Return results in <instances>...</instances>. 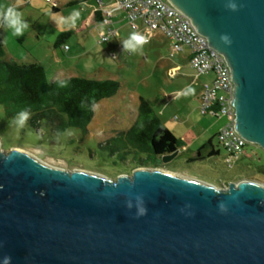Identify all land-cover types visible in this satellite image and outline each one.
<instances>
[{"label": "water", "instance_id": "1", "mask_svg": "<svg viewBox=\"0 0 264 264\" xmlns=\"http://www.w3.org/2000/svg\"><path fill=\"white\" fill-rule=\"evenodd\" d=\"M231 74L235 131L264 153V0H165ZM228 35L230 45L220 40ZM177 152L161 157L169 162ZM130 205V206H129ZM223 206V208H221ZM146 214L138 216L139 209ZM264 264V185L139 167L116 180L0 151V264Z\"/></svg>", "mask_w": 264, "mask_h": 264}, {"label": "rangeland", "instance_id": "2", "mask_svg": "<svg viewBox=\"0 0 264 264\" xmlns=\"http://www.w3.org/2000/svg\"><path fill=\"white\" fill-rule=\"evenodd\" d=\"M49 1L58 4L57 12L52 13L51 6L42 0H39L34 11L29 10V7L24 9L25 12L21 14L29 27L22 36H15L10 29L3 27L0 33L4 40L3 61L12 60L26 65L39 63L45 68L46 80L50 82L54 77V67L57 65H54V60L47 58L36 60V57L42 59L45 55H49L54 39V32L51 31L69 29L67 25L58 27L57 21L70 17L74 12L73 9L79 6L63 8L60 2L63 0ZM86 34L77 35L73 29V34L67 41L68 47L72 46L73 49L72 53L65 54V59L63 58L71 70L67 75L117 81L120 86L118 92L113 97L96 104L93 108V119L85 131L69 126L64 131L56 133L46 124L44 118L36 120L31 115L22 129L17 128L0 105V151L3 153L11 150L25 151L52 167L65 171L81 170L96 173L107 179L116 180L120 175H131L133 170L139 168L136 163L139 159L154 158L146 152L135 155L132 150L125 148L121 141L117 142L113 138L125 133L131 127L137 114L138 97L150 100L156 97L160 100L169 99L175 81L166 76L162 65L174 64L181 59L178 54L170 57L165 39L158 37L152 44H145L142 52L132 56L123 55L120 60L119 58L116 60L109 56L112 53L108 52L110 43H97L98 36L95 33L90 35L89 41L86 42ZM113 53L117 55V51ZM26 56L31 60H24ZM188 70L192 72L191 69ZM58 77L63 79L65 75ZM199 91H195V94ZM192 97L193 95L184 97V103L180 104L187 108V111L194 109L199 113V103L190 99ZM170 108H174L173 105ZM205 116L210 120L211 125L217 120L215 117ZM176 117L177 122L181 121L180 116L176 114ZM217 125L219 129L222 125L221 121ZM254 147L255 145L251 144L244 147V153L248 158L251 157L250 154L254 157L243 162L237 161L232 167H227L224 162L226 153L221 147L220 156L216 158L186 163L177 154L169 162L163 163L161 159L157 161L162 165L169 163L174 168L172 170L168 166L159 167L163 170L172 171L180 176L191 174L195 179L207 181L217 187H227L230 183L238 184L244 180L264 185V176L259 174L256 168L264 166V153L258 148V153L254 154Z\"/></svg>", "mask_w": 264, "mask_h": 264}, {"label": "trees", "instance_id": "3", "mask_svg": "<svg viewBox=\"0 0 264 264\" xmlns=\"http://www.w3.org/2000/svg\"><path fill=\"white\" fill-rule=\"evenodd\" d=\"M51 12H57V9L52 8ZM69 35V32L59 34L54 46L58 47ZM1 38L0 35V105L7 117L13 118L21 110H27L36 120L44 118L56 133L69 126L85 131L93 119V102L96 105L101 100L113 97L119 90L118 82L113 80L68 77L49 82L39 63L26 65L12 60L3 61ZM84 104L87 107H83ZM136 110L131 127L113 139L121 141L135 155L146 152L154 157L150 160L139 159L136 162L138 167L172 168L169 163L158 164L157 159L175 152L179 154L180 141L160 125L149 100L139 97ZM204 147H211V144L207 143ZM256 168L264 176V166Z\"/></svg>", "mask_w": 264, "mask_h": 264}, {"label": "crops", "instance_id": "4", "mask_svg": "<svg viewBox=\"0 0 264 264\" xmlns=\"http://www.w3.org/2000/svg\"><path fill=\"white\" fill-rule=\"evenodd\" d=\"M42 1L46 4H49L51 6V9L56 8L57 11L59 10L58 4L56 2H52L49 0ZM60 2L63 8L78 5L79 7L74 8L73 10L79 12V18L75 24V27L73 28L66 30L59 29L58 31H51V33L54 32V39L52 40L53 45L51 46L52 50L50 51L49 55H45L44 57H42V59L40 57H36L37 59L34 57V60H43L44 58H47L48 60H54V65L57 66L54 67V77L52 80L59 79L58 76L63 75H65V79L68 77H76L75 75H67L71 72L69 68L70 66L67 64V61L63 60L64 55L69 54L70 52L72 53L73 50L72 46L68 47L67 45V41L73 34V29L75 30L77 35L78 33H87L85 37L86 42L89 41L90 35H93V33L97 34V43H100L99 34L103 33L104 35H106L109 30L112 32V35H110V40L108 41V43H110L108 44V52H112L109 56L111 58H115L116 60H118L119 58L120 60L122 58L121 56L123 55L124 57L127 55H133L131 53H126L122 51L121 42L127 39L133 31L129 27L127 20L124 17V12L115 9L113 4L114 0H63ZM38 3L39 0H0V8H7L11 6L15 7L20 13H24V9H26L27 7H29V10L34 11ZM109 10L111 11L109 21L104 23V20L106 19L105 11ZM1 29L2 27H0V30ZM62 32H69L70 35L65 40H63L64 42L62 44H60L58 47H55V40ZM1 37L3 38L2 35ZM158 37L164 38L166 41L165 45H169L167 38L160 33H155L148 44H152V42ZM22 38L23 37H21V39ZM113 51H117V55L116 53H113ZM178 56L181 60L177 61L176 63L166 66L165 64L162 65V68L164 69L163 72H165L166 76L169 79L175 81V84H173L174 88L172 89L173 93L168 96L169 99L164 100L163 98H161L160 100V98L156 97V99L154 100H146H149L152 103V111L159 119L160 125L169 130L175 136V138L180 141L181 147L179 149V155L181 156V158L184 159L186 163H191L189 161L193 162L205 158L210 159L219 157L220 147L218 146L217 140L215 139L216 133L218 131L217 124L220 120H215V123H212L211 125L209 124L210 120L206 118L207 116L201 114L200 112L199 114L197 110L194 109H192V111H187V108L183 107L182 104H180L184 103L183 98L187 97L181 95V93L186 89L187 86L191 85L195 88L196 92H198V90L201 91L202 85L209 84L211 82L212 75H196V73H194V70L189 64V60H187V58L189 57L187 49H184L181 53H178ZM24 60L31 59L29 57L27 58L26 56V59ZM42 68L45 73V68ZM188 69H191L192 72L190 73ZM200 91L199 93L193 95V97L190 99L198 103L197 98L199 97ZM171 105H173L174 108H170ZM176 114L180 116L181 121L177 122L178 119L176 117ZM193 116H195L194 120ZM208 116L213 117L210 115ZM207 143H210L211 147L205 148L204 146ZM253 151L254 154L258 153V147L255 146L253 148ZM250 155L251 157H254L253 154ZM251 157L248 158L247 154L243 153L242 157L238 161L243 162L245 161V159H250ZM170 169L174 170L173 167ZM189 176L195 178L191 174H189Z\"/></svg>", "mask_w": 264, "mask_h": 264}, {"label": "built area", "instance_id": "5", "mask_svg": "<svg viewBox=\"0 0 264 264\" xmlns=\"http://www.w3.org/2000/svg\"><path fill=\"white\" fill-rule=\"evenodd\" d=\"M114 7L125 14L133 32H139L151 41L155 33L167 38L170 57L188 50L189 64L196 75H212L209 84L202 85L199 97L200 113L219 119L222 123L216 133L217 144L226 153L224 162L232 167L243 155L247 142L235 131L233 111V89L229 67L224 58L212 47H208L204 37L196 33L187 20L174 6L165 0H114ZM111 11H105V22ZM112 32L99 34V42L110 40ZM147 43V44H148Z\"/></svg>", "mask_w": 264, "mask_h": 264}, {"label": "clouds", "instance_id": "6", "mask_svg": "<svg viewBox=\"0 0 264 264\" xmlns=\"http://www.w3.org/2000/svg\"><path fill=\"white\" fill-rule=\"evenodd\" d=\"M228 9L232 11H237V4L231 2L226 5ZM79 18V12H73V14L68 18H61L57 21L58 27L62 25H67V27L73 28L75 27L76 20ZM0 25H3L6 29H10L15 36H22L25 29L29 27L28 23L23 19L22 14L17 11L15 7H7V8H0ZM220 40L226 44L230 45L231 40L230 37L226 34L220 36ZM122 51L126 53H131L133 55L142 52L143 46L148 43V38L139 33V32H132L127 39L123 40L122 42ZM181 95L188 96V95H195V88L191 85L187 86L186 89L181 93ZM83 107H87L86 104L82 105ZM92 107L95 108V102H93ZM30 118V114L27 110H21L16 114L15 117L12 118V123L17 128H23L27 121ZM248 143V142H247ZM130 206V205H129ZM223 208V206H221ZM146 214V209L141 207L137 213L138 216H142ZM5 264H8V260L6 258Z\"/></svg>", "mask_w": 264, "mask_h": 264}]
</instances>
